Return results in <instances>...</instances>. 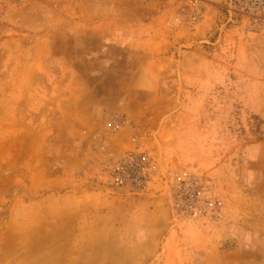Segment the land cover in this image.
<instances>
[{
	"label": "rangeland",
	"instance_id": "374dc122",
	"mask_svg": "<svg viewBox=\"0 0 264 264\" xmlns=\"http://www.w3.org/2000/svg\"><path fill=\"white\" fill-rule=\"evenodd\" d=\"M147 153V186L110 181ZM218 203L184 215L172 179ZM0 264H264V18L232 0H0Z\"/></svg>",
	"mask_w": 264,
	"mask_h": 264
},
{
	"label": "built area",
	"instance_id": "2783aa9c",
	"mask_svg": "<svg viewBox=\"0 0 264 264\" xmlns=\"http://www.w3.org/2000/svg\"><path fill=\"white\" fill-rule=\"evenodd\" d=\"M232 1L244 13L264 18V0ZM154 169L155 165L147 153L128 152L110 163L108 174L110 181L115 185L131 181L145 188L150 182ZM172 190L175 205L187 216L205 215L218 203L212 198L201 179L187 172L174 174Z\"/></svg>",
	"mask_w": 264,
	"mask_h": 264
}]
</instances>
